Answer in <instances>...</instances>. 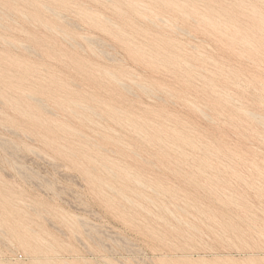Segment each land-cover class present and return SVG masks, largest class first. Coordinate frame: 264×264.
<instances>
[{
  "label": "rangeland",
  "instance_id": "374dc122",
  "mask_svg": "<svg viewBox=\"0 0 264 264\" xmlns=\"http://www.w3.org/2000/svg\"><path fill=\"white\" fill-rule=\"evenodd\" d=\"M0 1V264H264V0Z\"/></svg>",
  "mask_w": 264,
  "mask_h": 264
},
{
  "label": "bare ground",
  "instance_id": "6f19581e",
  "mask_svg": "<svg viewBox=\"0 0 264 264\" xmlns=\"http://www.w3.org/2000/svg\"><path fill=\"white\" fill-rule=\"evenodd\" d=\"M163 0H161V2H162ZM247 1H249V0H247ZM17 2V1H16ZM0 3H1V1H0ZM134 3H136V2H134ZM139 3H141V2H139ZM143 3V2H142ZM141 3V4H142ZM4 4V3H3ZM3 4L1 5V6H3ZM144 4V3H143ZM243 4V3H242ZM247 4V3H246ZM12 5V4H11ZM16 5H17V3H16ZM177 5V4H176ZM8 5H6V7H7ZM4 7V6H3ZM21 7V6H20ZM140 7V6H139ZM212 7V6H211ZM8 8V7H7ZM6 8V9H7ZM140 8H142V7H140ZM178 8H179V6H178ZM252 8V7H251ZM4 9H5V7H4ZM10 9V8H9ZM8 9V10H9ZM46 9V8H45ZM144 9H147V8H144ZM193 9V8H192ZM11 11H13L12 9H10ZM227 10V9H226ZM18 11V10H17ZM19 11H20V8H19ZM216 11V10H215ZM246 11V10H245ZM254 11V10H253ZM20 13V12H19ZM21 13H22V11H21ZM25 15L24 16H26V12H23ZM5 14V13H4ZM19 15V14H18ZM22 15V14H21ZM31 15V14H30ZM225 15V14H224ZM38 16V15H37ZM188 16V15H187ZM220 17H221V15H219ZM215 18V17H214ZM224 18V17H223ZM3 19V18H2ZM208 19V18H207ZM28 20V19H27ZM30 20L31 19H29V22H30ZM40 23H41V21H40ZM43 24V23H42ZM226 25V24H225ZM55 26V25H54ZM230 26H232V25H230ZM56 28H57V26H55ZM235 27V26H234ZM236 28V27H235ZM50 29V28H49ZM237 29V28H236ZM256 29V28H255ZM54 30V29H53ZM55 33H56V31H55ZM223 33V32H222ZM53 34V33H52ZM208 46H209V44H208ZM210 47V46H209ZM211 48V47H210ZM211 49H213V48H211ZM214 50V49H213ZM215 52V51H214ZM154 53V52H153ZM2 54V53H1ZM216 54H218V52H216ZM162 55V54H161ZM248 56V55H247ZM219 57V56H218ZM215 59V58H214ZM226 59V58H225ZM209 60V59H208ZM247 60V59H246ZM210 61H212V60H210ZM216 61V60H215ZM262 63V62H261ZM219 65H221V63L219 64ZM259 65V64H258ZM250 66V65H249ZM226 68H228V67H226ZM260 69H261V67H260ZM263 69V68H262ZM1 70V69H0ZM105 71V70H104ZM8 72V71H7ZM10 72V71H9ZM212 72V71H211ZM10 73H12V72H10ZM225 73V72H224ZM2 74V73H1ZM110 74V73H109ZM226 74V73H225ZM20 75V74H19ZM0 77H1V75H0ZM107 77V76H106ZM45 78V77H44ZM246 78V77H245ZM119 81H117V83H118ZM242 82V81H241ZM243 83V82H242ZM241 83V84H242ZM7 84V83H6ZM15 84V83H14ZM238 84V83H237ZM120 85V84H119ZM124 85V84H123ZM126 85V84H125ZM125 85H124V89H126L125 88ZM240 85V84H239ZM238 85V86H239ZM261 85V84H260ZM121 86H122V84H121ZM207 86V85H206ZM234 86H236V85H234ZM245 86V89L248 87H246V85H244ZM262 86V85H261ZM264 86V85H263ZM218 88V87H217ZM250 88V87H249ZM144 89V88H143ZM142 89V90H143ZM148 89V88H147ZM147 89L145 90L146 92H147ZM219 89V88H218ZM0 90H1V86H0ZM143 90V91H144ZM47 92H48V89L46 90ZM230 92V91H229ZM7 94V93H6ZM31 94V93H30ZM38 94V93H37ZM8 95V94H7ZM27 95V94H26ZM32 95V94H31ZM35 95V94H34ZM47 95V94H46ZM222 95V94H221ZM9 96V95H8ZM10 97V96H9ZM29 97V96H28ZM14 98V97H13ZM30 98V97H29ZM12 99V98H11ZM15 99V98H14ZM13 99V100H14ZM231 99V98H230ZM27 100V99H26ZM233 100V99H232ZM263 100V99H262ZM47 101V100H46ZM234 101H236V100H234ZM52 102V101H51ZM48 103V102H47ZM237 103V102H236ZM15 104V103H14ZM39 104V103H38ZM263 104V103H262ZM231 105V104H230ZM242 105V104H241ZM88 107V105H86V108ZM18 108V107H17ZM67 108V107H66ZM85 108V109H86ZM90 108V107H89ZM197 108V107H196ZM236 108V107H235ZM15 109V108H14ZM91 109H92V107H91ZM114 109H115V107H114ZM71 110V109H70ZM95 110V109H94ZM117 110V109H116ZM119 110V109H118ZM199 111V110H198ZM249 111V110H248ZM91 112V111H90ZM200 112H202V111H200ZM75 113V112H74ZM133 113V112H132ZM97 114V113H96ZM134 114V113H133ZM99 115V114H98ZM207 115V114H206ZM251 115V114H250ZM137 116V115H136ZM252 117H255V114L254 115H251ZM37 117V116H36ZM113 117V116H112ZM138 117V116H137ZM251 117V118H252ZM209 118H210V116H209ZM256 118V117H255ZM260 118H261V116H260ZM263 118H264V116H263ZM262 118V119H263ZM104 120V119H103ZM257 120V119H256ZM91 122V121H90ZM95 122H96V120H95ZM214 122V121H213ZM258 122V121H257ZM263 122V121H262ZM259 123V122H258ZM264 123V122H263ZM263 123H262V125H263ZM129 124V123H128ZM155 124V123H154ZM260 124H261V122H260ZM64 125V124H63ZM95 125V124H94ZM138 126V125H137ZM264 126V125H263ZM131 129V128H130ZM114 130V129H113ZM184 130H186V129H184ZM191 130V129H190ZM110 132V131H109ZM112 132V131H111ZM118 132V131H117ZM159 132H161V129H160V131ZM163 132V131H162ZM200 134V133H199ZM133 135V134H132ZM81 136H83V135H81ZM45 137V136H44ZM46 138V137H45ZM142 138V137H141ZM216 138V137H215ZM115 140V139H114ZM136 140V139H135ZM139 141V140H138ZM210 142V141H209ZM195 145V144H194ZM141 146V145H140ZM88 147V146H87ZM126 147V146H125ZM92 148V147H91ZM94 148V147H93ZM198 148V147H197ZM90 149V148H89ZM138 149V148H137ZM199 149V148H198ZM60 150V149H59ZM69 152V151H68ZM208 152V151H207ZM65 153V152H64ZM100 153H102V152H100ZM113 153V152H112ZM57 154V153H56ZM69 154H70V152H69ZM137 155H138V153H137ZM139 156V155H138ZM152 157V156H151ZM110 158V157H109ZM95 160V159H94ZM205 160H207V159H205ZM77 161V160H76ZM97 161V160H96ZM147 162H148V160H147ZM110 163V162H109ZM212 163H214V162H212ZM224 163V162H223ZM168 165V164H167ZM105 167V166H104ZM254 167H256V166H254ZM226 169V168H225ZM108 173H109V170H108ZM131 174V173H130ZM133 176V175H132ZM136 176H137V174H136ZM155 176V175H154ZM114 178V177H113ZM136 178V177H135ZM140 178V177H139ZM149 180V179H148ZM234 182V181H233ZM258 182V181H257ZM136 183H138V182H136ZM194 183V182H193ZM203 184V183H202ZM249 185V184H248ZM106 186H107V184H106ZM141 186V185H140ZM142 186H143V184H142ZM112 189V188H111ZM110 189V190H111ZM261 189V188H260ZM98 190V189H97ZM113 190V189H112ZM256 190V189H255ZM151 191H153L154 192V190H151ZM1 193V192H0ZM257 193V192H256ZM5 194V193H4ZM122 194V193H121ZM193 194V193H192ZM253 195V194H252ZM225 196V195H224ZM126 197V196H125ZM226 197V196H225ZM14 198V197H13ZM166 198V197H165ZM127 200V199H126ZM148 200V199H147ZM19 201V200H18ZM128 201H129V199H128ZM163 202V201H162ZM132 203V202H131ZM164 204H165V202H164ZM167 204V203H166ZM172 205V204H171ZM261 205V204H260ZM173 206V205H172ZM203 206V205H202ZM155 207V206H154ZM161 207V206H160ZM29 208V207H28ZM141 208V207H140ZM178 208H179V206H178ZM150 209V208H149ZM3 210V209H2ZM195 210V209H194ZM170 211V210H169ZM12 212V211H11ZM171 212V211H170ZM184 212V211H183ZM156 214V213H155ZM171 214L174 216V214L171 212ZM153 217H154V215H153ZM160 218V217H159ZM176 218V217H175ZM2 219V218H1ZM164 219V218H163ZM72 220V219H71ZM160 220H161V218H160ZM168 220V219H167ZM178 220V219H177ZM75 223V222H74ZM183 223H185V222H183ZM187 226H189V225H187ZM170 227V226H169ZM172 228V227H171ZM177 230V229H176ZM255 232V231H254ZM20 234V233H19ZM38 234V233H37ZM42 238V237H41ZM45 240V239H44ZM49 243H51V242H49ZM248 245V244H247ZM53 246V245H52ZM250 253V252H249ZM241 254V253H240ZM246 254V253H245ZM232 255H233V253H232ZM232 255H231V257H232ZM257 255V254H256ZM260 255V254H259ZM241 256V255H240ZM248 256V255H247ZM35 257V256H34ZM41 256H39V258H40ZM47 256H45V258H46ZM51 257H53V256H51ZM36 258V257H35ZM49 258V257H48ZM54 258V257H53ZM52 258V259H53ZM246 258V257H245ZM38 259V258H37ZM37 259H33V261H37ZM42 259H44V257L42 258ZM51 259V260H52ZM57 259V258H56ZM58 260V259H57ZM76 260V259H75ZM38 261H40V260H38ZM61 261H62V259H61ZM231 261V260H230Z\"/></svg>",
  "mask_w": 264,
  "mask_h": 264
}]
</instances>
